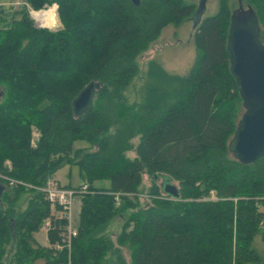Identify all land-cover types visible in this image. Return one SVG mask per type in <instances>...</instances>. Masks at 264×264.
<instances>
[{
	"label": "trees",
	"instance_id": "1",
	"mask_svg": "<svg viewBox=\"0 0 264 264\" xmlns=\"http://www.w3.org/2000/svg\"><path fill=\"white\" fill-rule=\"evenodd\" d=\"M25 1L15 10L0 7V174L41 187L61 184L56 172L78 165L89 191L80 194L69 248L63 207L0 177V264H261L253 241L264 239V156L245 164L228 149L243 106L227 50L234 11L228 0L196 26L198 53L186 74L150 62L156 82L141 103L125 94L137 58L195 4ZM242 2L258 16L264 42V0ZM53 4L62 26H36L29 7ZM92 81L100 83L93 104L78 114L74 100ZM77 140L88 145L75 149ZM145 174L153 182L143 205ZM162 178L179 183V197L164 191ZM127 212L114 240L109 224ZM47 219L49 245H42L35 233ZM122 246H129L130 262Z\"/></svg>",
	"mask_w": 264,
	"mask_h": 264
},
{
	"label": "rangeland",
	"instance_id": "2",
	"mask_svg": "<svg viewBox=\"0 0 264 264\" xmlns=\"http://www.w3.org/2000/svg\"><path fill=\"white\" fill-rule=\"evenodd\" d=\"M220 1L221 0H185L186 3L195 4L194 13L187 17L179 26L170 24L165 27L161 35L155 41H153L149 48L137 58L139 71L125 90V94L129 103H141L145 98L147 86L152 82H156V80L149 75V64L151 61H156L171 73L183 75L190 70L196 60L198 53L194 41L196 24L200 23L204 17L215 14L219 10ZM228 2L232 10H235L239 7V0H228ZM25 3V0H0V7L10 11L21 8ZM47 9L48 10L41 11L39 13L40 15L44 14L45 20H47V16H53L52 11L49 10V8ZM56 20L59 23V26H62L59 14ZM244 110L245 109L242 106L239 117L242 116ZM37 135V132H35L34 137L36 138ZM86 145H88L86 140H77L74 143V148L76 149ZM129 156L132 157L133 153L130 152ZM56 173L63 182L71 183L74 187L84 183V179L82 178L81 170L78 165L67 164L60 168ZM157 181L161 186L164 182V179H158ZM152 182L153 178L145 174L139 189L141 197L140 200L143 205L148 203V192ZM172 182L175 186L179 187V183L177 181ZM109 184V181L106 180H98L95 182V185L97 186H108ZM26 201L27 197L23 195L17 204V208L19 210L23 209L26 205ZM80 206L81 195L76 194L73 198L71 208L72 225L74 227H77L79 224ZM261 209L264 211V205L261 207ZM129 212H127L126 215L116 216L109 224L108 232L112 235L114 240H116V236L121 231L122 225ZM41 232L43 237L46 238V231L41 230ZM41 238V236L37 238L40 243H42ZM253 246L262 258L261 264H264V239L262 234L256 235L253 241ZM122 252L127 261L130 262L131 250L129 246H122ZM36 264H44V260H39L36 262Z\"/></svg>",
	"mask_w": 264,
	"mask_h": 264
},
{
	"label": "water",
	"instance_id": "3",
	"mask_svg": "<svg viewBox=\"0 0 264 264\" xmlns=\"http://www.w3.org/2000/svg\"><path fill=\"white\" fill-rule=\"evenodd\" d=\"M132 1L136 5L141 2ZM227 50L245 109L228 149L235 159L250 164L264 156V42L258 16L251 8L245 9L242 0L232 13ZM99 87L100 83L92 81L81 90L74 100L78 114L93 104ZM162 186L171 196H180L179 188L172 181L164 180ZM3 191L4 185L0 183V203Z\"/></svg>",
	"mask_w": 264,
	"mask_h": 264
},
{
	"label": "built area",
	"instance_id": "4",
	"mask_svg": "<svg viewBox=\"0 0 264 264\" xmlns=\"http://www.w3.org/2000/svg\"><path fill=\"white\" fill-rule=\"evenodd\" d=\"M47 8H49V10L52 11L53 16H47V20H45V16L40 15L39 13L41 11H46L48 10ZM31 16L33 17L36 26L38 27H49V28H56L59 26V23L57 22L56 18L58 17V5L57 4H53L50 5L48 7H45L43 9L40 10H36L33 9L31 7H29ZM48 22V23H46ZM0 177L3 178L4 180H7L10 184V186H14L15 184H19V185H24L27 187H35V189H39L41 190L48 201H50L52 208H54V206L56 204L60 205L63 207L62 209V214L68 219L69 221V226H68V243L66 244L69 248L71 247V238L75 235H77V230L76 227H74L72 225V216H71V208H72V201L73 198L76 194H82L84 192L89 191L88 188V184L87 183H83L78 187H68L62 184H58L56 181L54 180H49L47 181V183L44 186L41 187H37V186H33L32 184L23 182L21 180H17L14 178H11L9 176L0 174ZM51 224V220L47 219V221L45 222V227H49ZM57 248L62 249L64 246L63 244H58L56 245Z\"/></svg>",
	"mask_w": 264,
	"mask_h": 264
},
{
	"label": "crops",
	"instance_id": "5",
	"mask_svg": "<svg viewBox=\"0 0 264 264\" xmlns=\"http://www.w3.org/2000/svg\"><path fill=\"white\" fill-rule=\"evenodd\" d=\"M54 178H55V180H58L62 185H66V186L71 185V186H72L71 183L63 182V181L57 176V173L55 174V177H54ZM80 207H81V206H80ZM41 230H45V231H46V238L43 237V234H42ZM39 236L42 237V238H41V239H42V243H40V242L37 240V238H38ZM35 238H36V240H37L40 244H42V245H49L48 234H47V228H46L45 226H43L38 232L35 233ZM39 260H44V259H39ZM39 260H37L36 262H38ZM35 264H36V263H35ZM44 264H45V260H44Z\"/></svg>",
	"mask_w": 264,
	"mask_h": 264
},
{
	"label": "bare ground",
	"instance_id": "6",
	"mask_svg": "<svg viewBox=\"0 0 264 264\" xmlns=\"http://www.w3.org/2000/svg\"><path fill=\"white\" fill-rule=\"evenodd\" d=\"M41 15H43V14H41ZM46 23H48V22H46Z\"/></svg>",
	"mask_w": 264,
	"mask_h": 264
}]
</instances>
